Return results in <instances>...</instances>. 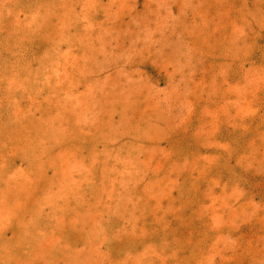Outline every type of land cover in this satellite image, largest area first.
<instances>
[{
	"label": "rangeland",
	"instance_id": "1",
	"mask_svg": "<svg viewBox=\"0 0 264 264\" xmlns=\"http://www.w3.org/2000/svg\"><path fill=\"white\" fill-rule=\"evenodd\" d=\"M0 264H264V0H0Z\"/></svg>",
	"mask_w": 264,
	"mask_h": 264
}]
</instances>
